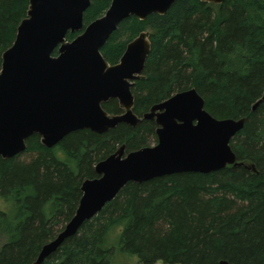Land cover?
I'll return each instance as SVG.
<instances>
[{
    "label": "trees",
    "instance_id": "16d2710c",
    "mask_svg": "<svg viewBox=\"0 0 264 264\" xmlns=\"http://www.w3.org/2000/svg\"><path fill=\"white\" fill-rule=\"evenodd\" d=\"M110 4L91 0L84 29ZM28 7L29 0H0V72ZM143 32L150 34L151 53L144 79L132 88L134 113L142 118L154 105L195 89L216 119H246L231 147L256 172L228 166L130 182L43 264H114L117 254L136 256L140 264H264V0H179L164 16L129 17L101 49L105 60L118 64ZM78 35L68 33L67 41ZM103 108L123 112L117 100ZM156 129L154 121L142 120L104 134L81 130L51 149L34 135L23 154L0 158L6 206L0 210V264H33L75 215L83 182L98 178L95 166L123 145L130 153L157 143Z\"/></svg>",
    "mask_w": 264,
    "mask_h": 264
},
{
    "label": "water",
    "instance_id": "95a60500",
    "mask_svg": "<svg viewBox=\"0 0 264 264\" xmlns=\"http://www.w3.org/2000/svg\"><path fill=\"white\" fill-rule=\"evenodd\" d=\"M177 1L111 0L105 15L84 29L91 0H29L27 17L17 28L13 45L2 55L0 158L23 154L34 135L51 149L81 130L104 134L120 124L135 128L142 120L157 125L156 145L130 153L123 145L95 166L98 178L83 182L75 215L42 247L33 264H43L130 182L142 184L181 173L206 175L228 166L256 172L254 166L238 161L231 147L246 119H216L195 89L154 105L142 118L134 113L132 88L144 79L151 53L149 32L127 45L118 64L110 65L101 53L122 21L164 16ZM199 1L221 5L230 0ZM68 33L80 35L69 42ZM111 100L118 101L122 114L109 115L104 110L103 105Z\"/></svg>",
    "mask_w": 264,
    "mask_h": 264
},
{
    "label": "rangeland",
    "instance_id": "374dc122",
    "mask_svg": "<svg viewBox=\"0 0 264 264\" xmlns=\"http://www.w3.org/2000/svg\"><path fill=\"white\" fill-rule=\"evenodd\" d=\"M156 143H153L151 146H154ZM7 205V204H6ZM11 209V206L7 205V211ZM0 210H6V206L3 201L0 200ZM5 242V237L0 234V248ZM117 239L110 237L109 245L116 246ZM114 264H140L138 258L136 256L127 255V254H117L114 259ZM157 264H163L162 262H158Z\"/></svg>",
    "mask_w": 264,
    "mask_h": 264
},
{
    "label": "flooded vegetation",
    "instance_id": "af4514ba",
    "mask_svg": "<svg viewBox=\"0 0 264 264\" xmlns=\"http://www.w3.org/2000/svg\"><path fill=\"white\" fill-rule=\"evenodd\" d=\"M122 111H123V110H122ZM122 113H123V112H122ZM122 113H121V114H122ZM109 115H110V114H109ZM118 115H120V114H118ZM156 126H157V125H156ZM156 144H157V143H156ZM156 144H155V145H156Z\"/></svg>",
    "mask_w": 264,
    "mask_h": 264
}]
</instances>
